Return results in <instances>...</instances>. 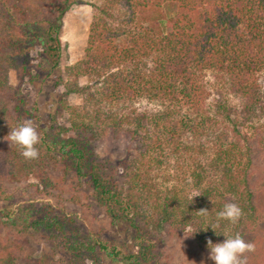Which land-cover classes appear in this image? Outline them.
<instances>
[{
    "label": "trees",
    "instance_id": "1",
    "mask_svg": "<svg viewBox=\"0 0 264 264\" xmlns=\"http://www.w3.org/2000/svg\"><path fill=\"white\" fill-rule=\"evenodd\" d=\"M37 1L42 17L21 21L23 10L13 0H0L3 169L19 161V170L29 172L35 161L24 158L21 146L10 139L11 129L25 115L22 92L10 84L9 71L16 70L20 78L29 73L30 47L39 43L47 67H58L63 15L75 3H90ZM91 5L95 11L84 56L68 68L72 80L65 90L66 95H84L82 106L67 105L70 131L83 134V141L41 131L35 147L39 153H58L64 166L87 180L116 231L133 234L136 251L117 238L94 237L79 229L73 230L76 241L70 237L67 242L81 251L98 247L122 264H166L158 230L164 223H179L191 225L206 244L239 233L254 245L243 254L244 264H264V187L258 185L251 139L244 131L264 113V0H98ZM20 24L23 35L16 36L13 28ZM207 73L221 79L224 88L213 104L203 80ZM84 76L89 82L81 85ZM232 96L239 104L231 103ZM34 117L39 121L37 110ZM108 133L130 141L116 164L122 169L119 180L91 148ZM180 175L200 190L186 211H178L177 187L160 188ZM230 202L242 209L236 223L217 219ZM204 207L208 212L201 216ZM30 225L63 232L68 227L64 220L47 216ZM0 245V264H16L14 247Z\"/></svg>",
    "mask_w": 264,
    "mask_h": 264
},
{
    "label": "rangeland",
    "instance_id": "2",
    "mask_svg": "<svg viewBox=\"0 0 264 264\" xmlns=\"http://www.w3.org/2000/svg\"><path fill=\"white\" fill-rule=\"evenodd\" d=\"M37 2L13 0L18 6L16 8L23 10L21 21L42 17ZM89 2L75 3L63 15L62 55L58 67H47L43 46L39 43L30 47L32 63L29 73L20 78L16 70L9 71L10 84L22 92L23 122L32 121L39 136L49 131L53 136L63 138L73 135L83 141V134L70 131L67 105L82 106L84 95L79 92L66 95L65 90L68 81L72 80L68 68L84 56L95 11L91 4L98 0ZM21 27L22 24L13 28L16 36L23 35L24 29ZM203 80L210 93L211 104L223 97L221 79L213 73H207ZM79 82L81 85L86 84L89 78L80 77ZM260 82L264 89V76ZM230 100L232 104H239L233 96ZM143 106L141 104L138 108L142 110ZM35 110L39 121L34 117ZM251 122L252 125L246 126L244 131H247L251 139L258 185L264 187V113H259ZM12 127L13 123L8 129ZM129 142L125 135L113 138L108 133L91 143L94 154L103 160V164L110 169L109 173L114 174L118 180L120 177L117 173H122V169L116 167V164L126 155ZM20 166L19 161H16L12 168L0 167V241L4 246L14 247L17 252L16 264H122L112 261L98 247L93 252L81 251L73 243L67 242L70 237L71 241H76L73 233L76 229L83 234L103 239L117 238L130 246L132 251H136L133 234L130 231H116L107 208L97 199L93 188L87 180L64 166L58 153H39L38 160L36 158L33 161V170L29 172L19 170ZM186 178L180 175L179 179L175 178L176 182L168 181L160 186L162 189L171 187L172 191L174 187L178 188L181 197L178 211L188 210L186 206L191 197L200 194V190L193 187L190 181L187 182ZM260 213L264 217V208L260 209ZM44 216L50 219L58 217L67 222V232L49 231L30 225V222ZM193 231L196 230L191 225L164 223L158 230L163 240L159 249L162 261L166 264H214L209 259L208 245L201 243L197 231L191 234Z\"/></svg>",
    "mask_w": 264,
    "mask_h": 264
},
{
    "label": "clouds",
    "instance_id": "3",
    "mask_svg": "<svg viewBox=\"0 0 264 264\" xmlns=\"http://www.w3.org/2000/svg\"><path fill=\"white\" fill-rule=\"evenodd\" d=\"M10 139L21 146V155L24 158L36 159L38 157L39 152L35 146L40 142V137L32 121H24L11 129ZM207 212V209L199 210L201 216L206 215ZM241 216L242 209L237 204L231 202L226 203L223 209L217 213L218 220H228L232 223H236ZM208 226L214 229L211 224ZM196 231L191 232V234ZM221 233L216 232L217 235ZM224 236L226 238L222 242L213 243L210 239L208 240L209 259L214 261V264H244V260L242 259L243 254L246 251H253L254 245L245 242L239 233L234 236H226L225 234Z\"/></svg>",
    "mask_w": 264,
    "mask_h": 264
}]
</instances>
